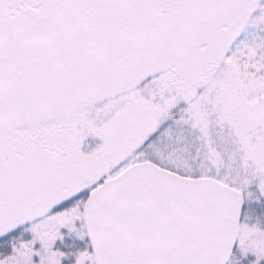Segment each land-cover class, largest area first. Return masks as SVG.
Wrapping results in <instances>:
<instances>
[{
  "label": "snow or ice",
  "instance_id": "snow-or-ice-1",
  "mask_svg": "<svg viewBox=\"0 0 264 264\" xmlns=\"http://www.w3.org/2000/svg\"><path fill=\"white\" fill-rule=\"evenodd\" d=\"M0 264H264V0H0Z\"/></svg>",
  "mask_w": 264,
  "mask_h": 264
}]
</instances>
